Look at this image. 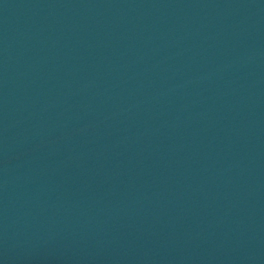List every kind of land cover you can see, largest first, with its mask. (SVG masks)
I'll return each mask as SVG.
<instances>
[{
    "label": "water",
    "instance_id": "95a60500",
    "mask_svg": "<svg viewBox=\"0 0 264 264\" xmlns=\"http://www.w3.org/2000/svg\"><path fill=\"white\" fill-rule=\"evenodd\" d=\"M0 264H264V0H0Z\"/></svg>",
    "mask_w": 264,
    "mask_h": 264
}]
</instances>
